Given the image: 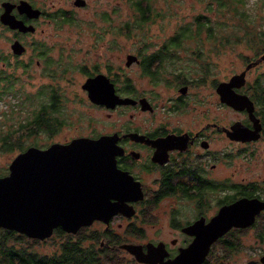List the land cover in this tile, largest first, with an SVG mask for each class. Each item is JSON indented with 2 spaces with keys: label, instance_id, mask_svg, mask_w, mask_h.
Listing matches in <instances>:
<instances>
[{
  "label": "flooded vegetation",
  "instance_id": "1",
  "mask_svg": "<svg viewBox=\"0 0 264 264\" xmlns=\"http://www.w3.org/2000/svg\"><path fill=\"white\" fill-rule=\"evenodd\" d=\"M3 1L13 3L10 13L15 18L34 26L32 31H20L0 22L13 34L9 50L3 57L15 60L29 51L28 62H42L50 70L47 74L55 77L56 71L52 70L55 60L50 50H59L60 53L63 45L59 43L49 48L42 40L24 43L20 37L35 32L40 18H51L62 23L75 22L74 9L86 7L88 1L68 0V6L63 8L54 7L51 3L52 9L47 11L38 5L39 0H26L40 10L35 17L18 11L16 4L19 0H1L0 12L4 9ZM14 40L23 45L19 53L11 48ZM84 45L90 48L95 41H87ZM261 53L246 57L240 68L217 79H207V68L201 79L190 82L173 79L175 96L168 98V104L162 105L158 104L161 93H157L155 87H170L172 79L170 75L161 73L164 71L158 58L148 63L145 57L137 55V61L125 64L126 67L139 66L141 77H146L150 86L147 93L134 85L125 66L115 68L108 57L102 56L87 69L82 67L85 78L102 72L112 82L117 95L136 100L113 107L90 103L107 109V116L115 110L128 113V119L122 121L119 127L103 133L116 132L115 144L121 152L115 155V165L139 182L142 195L137 199L125 200L122 203L125 204V211L114 212L105 220L94 218L74 232L56 226L46 241L52 237L58 240L57 232L68 234L82 253L79 260L89 255L97 262L94 264H159L137 260L120 244H140L143 251H146L147 242L162 244L165 251L162 258L167 260L173 258L179 248L189 244L195 238V232L208 237L214 229L210 220L222 206L241 199L264 201V59H258ZM60 69L61 76L69 70L65 65ZM241 71H244L243 82L232 88L236 93L246 95L251 106L248 103L243 108H236L220 98L216 86ZM204 82L206 90L209 85L213 91L206 92L204 96L197 95L193 99L195 103L187 102L189 90ZM181 87H185L183 92L179 89ZM193 91L195 96L200 88ZM142 98L146 99L148 105L142 106ZM203 100L205 103H200ZM133 110L135 115H140L136 120ZM101 133L96 132L92 137ZM111 201L115 199L111 198ZM173 204L178 207L173 208ZM163 214L170 222L171 237H147V227L156 223ZM186 227H190V231H185ZM258 238L264 240V207L255 213L250 223L244 226L230 225L213 238L201 264H224V259L233 258L238 253L243 242ZM113 255L121 257L123 262L112 263Z\"/></svg>",
  "mask_w": 264,
  "mask_h": 264
},
{
  "label": "rangeland",
  "instance_id": "2",
  "mask_svg": "<svg viewBox=\"0 0 264 264\" xmlns=\"http://www.w3.org/2000/svg\"><path fill=\"white\" fill-rule=\"evenodd\" d=\"M87 1L86 7L74 9L75 22L62 23L51 18H40L35 32L23 34L20 37L24 43L42 40L49 48L59 43L63 45L60 53L59 50L53 52L50 50V54L55 60L52 69L56 71L55 77L47 74L50 70L45 68L42 62L30 64L28 62L29 51L15 60H13L14 58L5 59L3 54L9 50L13 34L0 25V70L3 67L10 79L9 92L0 100V138L2 135L8 134L11 140L16 137L21 139L24 147L32 144L44 147L52 140L62 141L82 134L94 136L96 132L103 133L116 129L122 121L128 119V113L115 110L107 116V109L90 103L86 91L81 88V83L85 80V74L82 72L85 69L82 67L85 66L87 69L92 63L99 61L98 59H102V56L108 57V61L115 68L119 65L125 66L127 53H136L135 51L140 48L145 52L152 51L164 43L166 37L174 32L179 22L191 19V14L202 9V4L197 0H157L155 4L160 7L161 14L165 13V15L156 18V21L146 24L143 28L136 29L137 32L131 33L129 36L125 31L120 32L123 22L134 19L133 10L128 4V0ZM248 2L252 5L250 12L255 20L254 24L250 26L251 31L254 32V39L251 41L241 40L234 45H221L219 48L222 50L218 53L216 50L214 53L206 50L207 45H205L203 47L206 50L204 56L209 63L207 79H217L229 75L243 65V60L246 57L259 55L264 50V44L260 40L261 37L264 39V0H248ZM51 3L54 7L63 8L68 6L69 1L39 0L38 5L50 11ZM224 34L226 32L220 29L219 38H222ZM230 39L234 40L232 36ZM87 41H95V45L85 48L84 44ZM214 42H218V40ZM189 45H193V43L189 42ZM176 52L177 56L166 57L160 65L164 71L161 73L170 75L172 85L167 88L163 85L155 87L156 92L161 93L159 105L168 104V98L175 96L173 79L190 82L204 77L205 68L201 66V60L193 57L190 49H178ZM64 65L69 70L61 76L60 68ZM125 71L137 88L144 90L145 93L150 90L146 77L140 75L139 66H127ZM161 80L159 79V81ZM207 82L209 81L207 80ZM205 83L193 87V90L200 88V92L195 96L194 91L189 90L186 96L187 102L195 103L193 99L197 95L198 97L204 96L206 92L212 90L209 85L206 90ZM50 85L53 86L51 88L54 89V94L57 96L58 106L55 109H48L55 117L52 130H43L36 128L34 123L29 121L34 117L32 111L40 108L42 102L49 100ZM200 103H205V100ZM135 114L133 110L134 120L140 117ZM29 128L31 129L29 130ZM18 151L15 148L0 149V175L7 173L8 163ZM172 207L176 208L178 205L173 204ZM170 229L168 217L163 214L156 223L147 227V237L161 235L168 239L171 237ZM59 241V237L58 240L53 238L33 245L31 249L39 254L50 253L54 248L52 246H55L54 243ZM12 242L17 244L16 240H12ZM263 251L264 240L249 239L243 242L242 248L233 258L224 259V264H263L259 259ZM120 259L122 263L123 259L121 257Z\"/></svg>",
  "mask_w": 264,
  "mask_h": 264
},
{
  "label": "water",
  "instance_id": "3",
  "mask_svg": "<svg viewBox=\"0 0 264 264\" xmlns=\"http://www.w3.org/2000/svg\"><path fill=\"white\" fill-rule=\"evenodd\" d=\"M1 4L4 7L0 12L1 23L20 31L34 29L32 24L24 23L10 13L13 3L3 1ZM16 7L30 17L40 12L26 0H19ZM11 48L19 53L23 45L14 40ZM258 59H264V52ZM133 61H137V55L127 53L125 64ZM243 73L232 74L229 80L216 86L220 98L236 108H243L248 103L251 106L246 95L236 93L232 88L243 82ZM81 87L86 90L90 101L107 107L136 101L130 96L117 95L112 82L102 72L87 76ZM179 89L183 92L185 87ZM141 103L142 106L148 105L145 98ZM116 136V132L95 137L79 135L66 142L53 141L44 147L32 144L19 150L8 163L7 173L0 175V227L44 239L56 226L74 232L94 218L105 220L114 212L125 211L122 203L127 199L140 198L142 192L139 182L115 165V155L121 152L115 144ZM263 207L264 201L259 199L251 202L241 199L222 206L210 220L214 229L208 237L195 232V238L167 260L162 258L165 251L159 243L147 242L146 251L140 244L122 243L120 246L142 262L201 264L213 238L230 225L250 223ZM184 230L188 232L190 227ZM259 259L264 264V252Z\"/></svg>",
  "mask_w": 264,
  "mask_h": 264
},
{
  "label": "trees",
  "instance_id": "4",
  "mask_svg": "<svg viewBox=\"0 0 264 264\" xmlns=\"http://www.w3.org/2000/svg\"><path fill=\"white\" fill-rule=\"evenodd\" d=\"M197 1L202 4V9L191 14V19L179 22L174 32L166 37L164 43L150 52H145L140 48L135 51V54L145 57V61L148 63L155 58H158L162 63L166 57L177 56L176 50L190 49L193 57L201 60V66L206 69L209 64L204 56L206 50L212 51V53L216 50L218 53L222 50L219 48L221 45H234L241 40L251 41L254 39V32L251 31L250 26L254 24L255 20L250 12L252 5L248 0ZM156 2L157 0H128V4L133 10L134 19L123 22L120 32L125 31L130 36L131 33L137 32L136 29L156 21L158 17H163L165 13L161 14V9L155 4ZM103 16L105 15L103 14ZM220 29L226 32L222 38L218 36ZM231 36L234 40L230 39ZM217 40L218 42H214ZM260 40L264 44L262 37ZM189 42L193 45H189ZM205 45H207L206 50L203 49ZM0 74L1 100L9 92L10 79L3 67H1ZM51 87L53 86L50 85L49 88ZM48 97L47 102H42L40 108L32 111L34 117L29 121H32L36 128L43 130H52L55 117L48 109H55L58 106L54 89L48 90ZM13 148L22 150L24 148L22 140L18 137L11 140L8 134L2 135L0 149L11 150ZM56 236L60 241L54 243L55 246L51 252L39 254L31 247L46 242V238H31L14 230L0 227V264H79V261L81 264H94L96 262L89 255H85L82 260H79L82 253L78 251L76 243L68 234L57 232ZM11 239L16 240L17 244L13 243ZM87 254L89 253L87 252ZM112 263H121L120 257L113 255Z\"/></svg>",
  "mask_w": 264,
  "mask_h": 264
}]
</instances>
